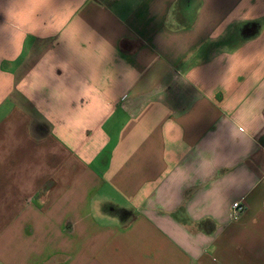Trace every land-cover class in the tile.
Wrapping results in <instances>:
<instances>
[{"label": "crops", "instance_id": "1", "mask_svg": "<svg viewBox=\"0 0 264 264\" xmlns=\"http://www.w3.org/2000/svg\"><path fill=\"white\" fill-rule=\"evenodd\" d=\"M262 96L264 0H0V264H264Z\"/></svg>", "mask_w": 264, "mask_h": 264}, {"label": "built area", "instance_id": "2", "mask_svg": "<svg viewBox=\"0 0 264 264\" xmlns=\"http://www.w3.org/2000/svg\"><path fill=\"white\" fill-rule=\"evenodd\" d=\"M246 209L247 207L244 201H236L235 203H233L230 210L231 218L233 220H238L241 215L245 213Z\"/></svg>", "mask_w": 264, "mask_h": 264}, {"label": "clouds", "instance_id": "3", "mask_svg": "<svg viewBox=\"0 0 264 264\" xmlns=\"http://www.w3.org/2000/svg\"><path fill=\"white\" fill-rule=\"evenodd\" d=\"M257 105L260 103H264V96H262L261 98H259L256 102Z\"/></svg>", "mask_w": 264, "mask_h": 264}]
</instances>
